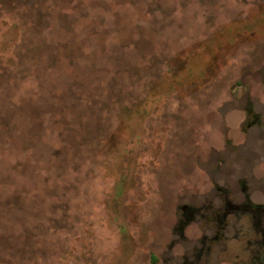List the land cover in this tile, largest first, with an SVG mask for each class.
I'll list each match as a JSON object with an SVG mask.
<instances>
[{
	"label": "rangeland",
	"instance_id": "1",
	"mask_svg": "<svg viewBox=\"0 0 264 264\" xmlns=\"http://www.w3.org/2000/svg\"><path fill=\"white\" fill-rule=\"evenodd\" d=\"M247 203L264 0H0V264H264Z\"/></svg>",
	"mask_w": 264,
	"mask_h": 264
},
{
	"label": "flooded vegetation",
	"instance_id": "2",
	"mask_svg": "<svg viewBox=\"0 0 264 264\" xmlns=\"http://www.w3.org/2000/svg\"><path fill=\"white\" fill-rule=\"evenodd\" d=\"M229 211H234V210H238L240 207L235 205H229ZM252 207H254L255 209L253 210ZM243 212H252L253 213V216L258 224V226L261 228L259 230V232H257L258 234V239L256 241V243L258 244V253H259V258H262L264 257V228H263V224H264V209L260 206H252L250 204H246L244 205L241 209H240ZM262 226V227H261ZM249 244H252V241H248Z\"/></svg>",
	"mask_w": 264,
	"mask_h": 264
},
{
	"label": "trees",
	"instance_id": "3",
	"mask_svg": "<svg viewBox=\"0 0 264 264\" xmlns=\"http://www.w3.org/2000/svg\"><path fill=\"white\" fill-rule=\"evenodd\" d=\"M236 31L239 30V29H235ZM231 34V32H229V35ZM179 83V80L176 79L175 81H173L171 83V85L173 84H177ZM149 111H147V108L142 110L140 113L138 112H135V113H131V114H128L126 116V131L129 132V134H133L137 128H139L142 120L146 117V114H148Z\"/></svg>",
	"mask_w": 264,
	"mask_h": 264
}]
</instances>
